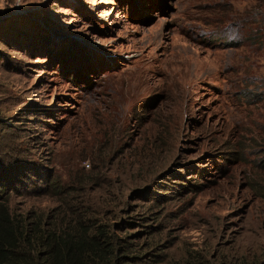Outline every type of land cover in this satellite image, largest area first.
<instances>
[{
    "label": "rangeland",
    "instance_id": "rangeland-1",
    "mask_svg": "<svg viewBox=\"0 0 264 264\" xmlns=\"http://www.w3.org/2000/svg\"><path fill=\"white\" fill-rule=\"evenodd\" d=\"M219 4L0 0V199L127 219L150 264L263 259V47Z\"/></svg>",
    "mask_w": 264,
    "mask_h": 264
},
{
    "label": "trees",
    "instance_id": "trees-1",
    "mask_svg": "<svg viewBox=\"0 0 264 264\" xmlns=\"http://www.w3.org/2000/svg\"><path fill=\"white\" fill-rule=\"evenodd\" d=\"M237 1L244 3L242 9L237 6L223 8L222 4L218 6L233 12V17L238 18L236 21L241 24L240 33L235 36L238 38H231L230 41L241 44L250 38L257 40L259 37L257 42L263 49L259 48L255 54L264 58V0ZM254 23L258 36L247 34L254 29ZM262 97L263 94L257 100ZM260 165L264 170V157ZM48 185L54 187L56 183L54 180L48 181ZM56 190L73 193L70 189L63 191L59 187ZM3 191L0 187V194ZM57 193V198L62 200V207L65 195L62 197ZM122 209L117 202L114 208L116 213ZM99 212V216L86 219L75 216L77 210L61 214L58 208L48 214L41 209L17 212L10 208L8 199H0V264H150L146 261L150 259L147 256L137 261L146 250H140L141 246L134 242L131 233L125 228L119 231L120 225H124L127 219H122L120 223L111 222L103 210ZM262 251L250 252L247 249L242 250V253L230 252L218 261L189 251L190 254L182 261H171L169 264H264V258H260Z\"/></svg>",
    "mask_w": 264,
    "mask_h": 264
},
{
    "label": "clouds",
    "instance_id": "clouds-1",
    "mask_svg": "<svg viewBox=\"0 0 264 264\" xmlns=\"http://www.w3.org/2000/svg\"><path fill=\"white\" fill-rule=\"evenodd\" d=\"M235 37V36H234ZM234 37H231V38H234ZM229 39H228V41H230V37H228ZM238 37H235L234 39H237ZM234 44V43H233ZM233 44H231V45H233ZM235 44H238V43H235ZM240 44V43H239Z\"/></svg>",
    "mask_w": 264,
    "mask_h": 264
}]
</instances>
